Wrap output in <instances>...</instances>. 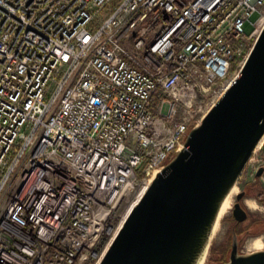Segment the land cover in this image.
<instances>
[{
	"label": "built area",
	"instance_id": "obj_1",
	"mask_svg": "<svg viewBox=\"0 0 264 264\" xmlns=\"http://www.w3.org/2000/svg\"><path fill=\"white\" fill-rule=\"evenodd\" d=\"M114 1L0 0V264H101L264 28V0Z\"/></svg>",
	"mask_w": 264,
	"mask_h": 264
},
{
	"label": "water",
	"instance_id": "obj_2",
	"mask_svg": "<svg viewBox=\"0 0 264 264\" xmlns=\"http://www.w3.org/2000/svg\"><path fill=\"white\" fill-rule=\"evenodd\" d=\"M263 138L264 28L236 81L157 174L101 264H199ZM244 196L237 195L232 209L237 223L248 219ZM223 264H264V250L241 253L234 231Z\"/></svg>",
	"mask_w": 264,
	"mask_h": 264
},
{
	"label": "rangeland",
	"instance_id": "obj_3",
	"mask_svg": "<svg viewBox=\"0 0 264 264\" xmlns=\"http://www.w3.org/2000/svg\"><path fill=\"white\" fill-rule=\"evenodd\" d=\"M122 0H115L112 5L103 11L100 14V20H103L106 18L112 10L116 6H118L121 3ZM258 15H254L252 17V22H255L257 19ZM97 24L96 26H98ZM246 33H250L252 28L249 26H246L245 28ZM264 167V138L263 141L261 142L260 146L257 148L255 151L251 161L249 162L247 168L245 169L242 177L240 178L238 184L236 185L237 187V192L231 197V206L228 211V213L221 218L219 221V236L216 239L217 241H213L210 243L209 248L207 250V256H206V261L205 264H219L220 261H218V257L216 254L213 252L215 250L218 251V249H223L226 252V255L224 256V259L227 261L229 259L230 255V250H231V233H230V218L232 217V209L234 207V204L236 202V197L239 193L242 192L244 187L252 183L255 178V174L258 171L259 168ZM262 186H264V177L261 181ZM262 195H258L255 190H252L250 199H255V204L257 206V209L251 210L248 209V212L251 216V219L247 221L242 227L241 230L247 229L248 231H244L245 234L241 235L240 238H242L240 242V252L243 254L251 253L246 250V243L250 238L253 237H261L264 241V188H262ZM259 196V197H258ZM233 202V203H232ZM230 212V213H229ZM264 250V249H263Z\"/></svg>",
	"mask_w": 264,
	"mask_h": 264
},
{
	"label": "bare ground",
	"instance_id": "obj_4",
	"mask_svg": "<svg viewBox=\"0 0 264 264\" xmlns=\"http://www.w3.org/2000/svg\"><path fill=\"white\" fill-rule=\"evenodd\" d=\"M263 141V140H262ZM261 141V142H262ZM260 142V144H261ZM260 144L258 145V147L260 146ZM257 147V148H258ZM257 150V149H256ZM237 192V187L234 188V190L232 191V193L229 195V197L227 198V200L225 201L222 209H221V212H220V215H219V218H218V221H217V224L214 228V231H213V234L211 236V240H210V243L213 242V241H217L216 239H218L217 237L219 236V232H220V229H219V221L221 220V218H223L229 211L230 209V206H231V197ZM233 203V202H232ZM246 205L248 206L249 209L251 210H255L257 209V206L255 204L254 201L252 200H247L246 202ZM230 213V212H229ZM264 249V241L261 237H253V238H250L247 243H246V250L248 252H255V251H261ZM206 256H207V251L206 253L204 254L203 258L201 259L200 263L199 264H205V261H206Z\"/></svg>",
	"mask_w": 264,
	"mask_h": 264
},
{
	"label": "flooded vegetation",
	"instance_id": "obj_5",
	"mask_svg": "<svg viewBox=\"0 0 264 264\" xmlns=\"http://www.w3.org/2000/svg\"><path fill=\"white\" fill-rule=\"evenodd\" d=\"M261 168H264V167H261ZM261 168H259V169H261ZM258 169V170H259ZM258 172V171H257ZM257 172H256V174H255V178H254V181L252 182V183H249V184H247L245 187H244V189L242 190V192H244L245 193V196H244V198H243V201L241 202V204H242V206L245 208V210H247V208H248V206L246 205V202L247 201H245L246 199H248V198H250V197H252V195H251V192H252V190H255V192L258 194V195H262V188H264V186H262V184H261V181H262V179H263V177H264V173H263V175L261 176V177H257ZM259 197V196H258ZM255 199H257V198H255ZM236 203V202H235ZM247 207V208H246ZM249 209V208H248ZM248 211V210H247ZM249 219H251V216H250V214H249V212H248V219L245 221V222H243V223H237L236 221H235V219L233 218V215H232V217L230 218V233H231V242H232V235H233V232L235 231L236 232V234H237V236H238V240H239V243H240V237H241V235H243V234H245V232L244 231H248L247 229H245V230H241V227L247 222V221H249Z\"/></svg>",
	"mask_w": 264,
	"mask_h": 264
},
{
	"label": "trees",
	"instance_id": "obj_6",
	"mask_svg": "<svg viewBox=\"0 0 264 264\" xmlns=\"http://www.w3.org/2000/svg\"><path fill=\"white\" fill-rule=\"evenodd\" d=\"M241 240H242V238H241ZM241 240H240V242H241ZM213 253L216 254L217 256H219L218 257V261H220L219 264H223L224 262H226V260L224 259L226 252L223 249L220 248V249H218V251L215 250Z\"/></svg>",
	"mask_w": 264,
	"mask_h": 264
},
{
	"label": "crops",
	"instance_id": "obj_7",
	"mask_svg": "<svg viewBox=\"0 0 264 264\" xmlns=\"http://www.w3.org/2000/svg\"><path fill=\"white\" fill-rule=\"evenodd\" d=\"M247 200H252V201H254L255 199H250V198H248V199H246L245 201H247ZM255 202V201H254ZM247 208V207H246Z\"/></svg>",
	"mask_w": 264,
	"mask_h": 264
}]
</instances>
